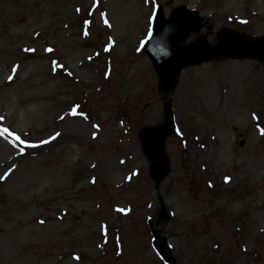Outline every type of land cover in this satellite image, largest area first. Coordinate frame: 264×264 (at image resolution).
<instances>
[{
	"label": "rangeland",
	"instance_id": "obj_1",
	"mask_svg": "<svg viewBox=\"0 0 264 264\" xmlns=\"http://www.w3.org/2000/svg\"><path fill=\"white\" fill-rule=\"evenodd\" d=\"M179 7L199 15L181 47L264 35V0H0V264H165L141 140L164 124L161 77L143 44ZM172 99L160 234L178 264H264V64L184 69Z\"/></svg>",
	"mask_w": 264,
	"mask_h": 264
},
{
	"label": "water",
	"instance_id": "obj_2",
	"mask_svg": "<svg viewBox=\"0 0 264 264\" xmlns=\"http://www.w3.org/2000/svg\"><path fill=\"white\" fill-rule=\"evenodd\" d=\"M195 14L179 9L174 12L169 22H165L162 13L156 19L153 37L147 45V50L153 55L156 65L163 76V88L166 98L165 110L168 126L157 131H147L144 135V147L147 154L159 163L153 167V177L157 187L167 171V160L163 157V139L172 130L169 99L175 80L181 68L206 60H212L218 56H228L232 58L251 57L264 61V39L253 40L239 36L233 32L226 31L215 50H207L205 46L198 45L193 49L180 50L178 48L179 40L192 28L195 22ZM163 34H168L166 38V47L169 53L165 55H156L151 51V46L155 38L159 39ZM163 204V201H162ZM158 219L160 224L165 216L166 210ZM152 230L156 235L160 252L168 261L174 262L173 258L165 251L166 240L161 239L152 225Z\"/></svg>",
	"mask_w": 264,
	"mask_h": 264
},
{
	"label": "bare ground",
	"instance_id": "obj_3",
	"mask_svg": "<svg viewBox=\"0 0 264 264\" xmlns=\"http://www.w3.org/2000/svg\"><path fill=\"white\" fill-rule=\"evenodd\" d=\"M76 116H78V117H74V118H73V117H70V119H74V120H76V121H80V119H82V118L85 117V115L82 114V113L77 114ZM77 118H80V119H77ZM66 136H67V137H70L71 134L68 133V135L66 134ZM55 142H57V140L53 139L52 141H49V145H52V144H54ZM70 152H71V151H69V153H70Z\"/></svg>",
	"mask_w": 264,
	"mask_h": 264
},
{
	"label": "snow or ice",
	"instance_id": "obj_4",
	"mask_svg": "<svg viewBox=\"0 0 264 264\" xmlns=\"http://www.w3.org/2000/svg\"><path fill=\"white\" fill-rule=\"evenodd\" d=\"M49 51H52V50H51V49H49ZM3 131H4V133H7L8 135H11V133L9 132V130H8V129H4ZM17 139H19V138L17 137Z\"/></svg>",
	"mask_w": 264,
	"mask_h": 264
}]
</instances>
